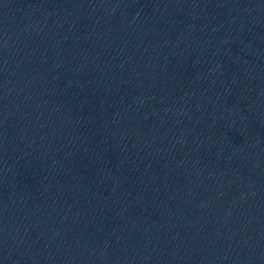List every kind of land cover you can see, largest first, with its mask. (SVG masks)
<instances>
[{
	"label": "water",
	"instance_id": "95a60500",
	"mask_svg": "<svg viewBox=\"0 0 264 264\" xmlns=\"http://www.w3.org/2000/svg\"><path fill=\"white\" fill-rule=\"evenodd\" d=\"M0 264H264V0H0Z\"/></svg>",
	"mask_w": 264,
	"mask_h": 264
}]
</instances>
